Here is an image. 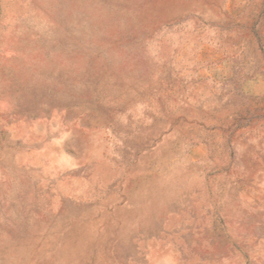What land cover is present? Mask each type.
I'll use <instances>...</instances> for the list:
<instances>
[{
  "label": "rangeland",
  "instance_id": "obj_1",
  "mask_svg": "<svg viewBox=\"0 0 264 264\" xmlns=\"http://www.w3.org/2000/svg\"><path fill=\"white\" fill-rule=\"evenodd\" d=\"M0 264H264V0H0Z\"/></svg>",
  "mask_w": 264,
  "mask_h": 264
}]
</instances>
